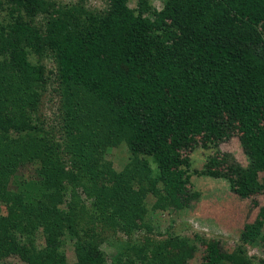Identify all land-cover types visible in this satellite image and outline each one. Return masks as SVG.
Listing matches in <instances>:
<instances>
[{
  "label": "trees",
  "instance_id": "obj_1",
  "mask_svg": "<svg viewBox=\"0 0 264 264\" xmlns=\"http://www.w3.org/2000/svg\"><path fill=\"white\" fill-rule=\"evenodd\" d=\"M103 2L95 10L87 0H0V259L188 264L199 241L202 264H264L245 246L264 238V209L232 253L154 221L155 210L197 198L193 173H237L230 181L242 196L264 190V0ZM50 87L59 103L51 122L38 110ZM232 133L244 136L247 168L219 153L193 168L200 141ZM121 140L131 156L118 173L106 155ZM33 162L38 177L24 178ZM118 229L128 238L109 259L102 244Z\"/></svg>",
  "mask_w": 264,
  "mask_h": 264
},
{
  "label": "rangeland",
  "instance_id": "obj_2",
  "mask_svg": "<svg viewBox=\"0 0 264 264\" xmlns=\"http://www.w3.org/2000/svg\"><path fill=\"white\" fill-rule=\"evenodd\" d=\"M62 2H74L77 0H61ZM104 0H87V3L92 9H103L105 6ZM157 9H162L165 5V0H151ZM137 0H130V5L134 6ZM263 17V16H262ZM41 21L42 19L38 17ZM260 31V29H259ZM48 68L56 70L55 63L46 60ZM261 93H264V85L258 86ZM257 87V88H258ZM58 101L55 90L51 87L45 93L43 102L39 103L38 110L42 116L49 122L54 121L58 113ZM35 114H37L35 112ZM57 120V119H56ZM57 123V121H56ZM264 125V123H263ZM242 133H232L229 137L219 138L215 143L209 141L207 144L201 143L196 146L192 152L193 168L203 169L210 163V156L217 157V162L220 161L222 155L228 156L231 164L247 168L248 159L243 148ZM121 139V138H120ZM219 153L220 155L216 154ZM222 153V154H221ZM215 154V155H213ZM107 158L112 162V167L118 173L124 172L130 162V151L126 142L121 140L120 143L109 147ZM40 162H33L21 167V175L24 178L38 177ZM227 168H225L226 170ZM234 173V172H233ZM237 173L233 174L231 179L237 178ZM259 177H264V172L259 173ZM226 176H207L205 174L193 173L188 184L189 193H198L197 198L191 199L187 208L180 211L171 210H155L154 221L161 227L163 233L172 232L188 238L189 242L197 241V237H203L207 240H217L222 249L232 253L241 244L243 232L247 224H254L259 218L260 211L264 209V190L242 196L234 188L232 182ZM83 197H85L83 193ZM70 199V195H67ZM148 202L153 204L156 200L151 194L148 196ZM262 228V237L264 236ZM141 234L137 233L141 238ZM112 235L102 244V248L107 252L108 258L111 255L122 249L121 239H127L128 236L120 229L116 234ZM258 237V235H257ZM257 245H249L245 243L248 249V255L251 260H264V238L258 239L255 236ZM38 247H45V238L43 232H38L37 235ZM67 244L65 252L70 262L75 259V252L72 239L66 238ZM198 249L195 256L188 260V264H202L203 254L206 249L203 243L198 241ZM247 255V256H248ZM109 258V259H110ZM247 260V259H246ZM255 261V260H254ZM0 264H27L19 258L18 255H11L0 259Z\"/></svg>",
  "mask_w": 264,
  "mask_h": 264
}]
</instances>
